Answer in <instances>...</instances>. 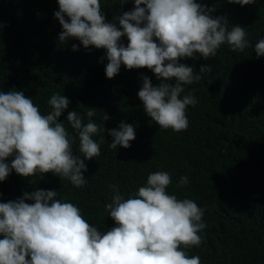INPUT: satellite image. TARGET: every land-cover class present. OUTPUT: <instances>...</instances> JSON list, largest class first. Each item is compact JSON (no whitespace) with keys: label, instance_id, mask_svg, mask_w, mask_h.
I'll list each match as a JSON object with an SVG mask.
<instances>
[{"label":"trees","instance_id":"1","mask_svg":"<svg viewBox=\"0 0 264 264\" xmlns=\"http://www.w3.org/2000/svg\"><path fill=\"white\" fill-rule=\"evenodd\" d=\"M196 2L214 8L213 18L225 17L229 30L244 27L249 43L243 52H233L225 43L215 57L196 53L179 61L194 74H200L201 66L212 71L183 86L181 97L193 95L197 103L187 108L188 128L174 132L159 128L138 97L142 77L153 86L164 82L150 69L129 70L122 64L109 79L105 49H85L75 38L58 39L63 30L54 17L58 0H0V92H23L45 115L53 94L66 96L70 103L58 121L81 159L78 132L67 121L68 113L76 111L83 124L91 120L105 128L93 136L97 142L103 136L104 143L100 156L85 160V186L76 188L51 172L21 177L12 170L0 181V203L16 201L25 192L55 190L56 199L75 204L90 224L106 232L116 226L105 209L115 194L109 185H117L127 199L146 185L150 173L165 171L172 177L170 195L205 209L206 227L198 233L202 243L186 249L189 256L198 255L201 264H264V56L255 52V44L264 39V0L243 7L228 0ZM100 3L106 22L118 28L116 18L134 8V0ZM120 43L127 46V37ZM166 82L174 85L176 80ZM90 108L95 109L91 118ZM122 122L134 126L136 138L127 149H111L108 130ZM182 176L188 183L177 187Z\"/></svg>","mask_w":264,"mask_h":264},{"label":"clouds","instance_id":"2","mask_svg":"<svg viewBox=\"0 0 264 264\" xmlns=\"http://www.w3.org/2000/svg\"><path fill=\"white\" fill-rule=\"evenodd\" d=\"M228 2L243 7L256 0ZM58 5L54 17L63 29L58 39L75 38L85 49H105L107 78H114L123 64L129 70L150 69L164 81L153 86L150 78L142 77L138 97L159 128L174 132L188 128L187 108L197 103L193 95L181 97L183 86L212 71L201 66L200 74H194L179 61L196 53L215 57L225 43L231 51L243 52L249 43L244 27L229 30L225 17L213 18L215 9L196 0H134V8L116 18L119 28L106 22L100 0H58ZM124 36L127 46L120 43ZM77 48L73 45L74 51ZM255 52L264 56V39L255 44ZM172 78L174 85L166 82ZM69 103L66 96L53 94L48 100L51 111L45 115L23 92H0V181L15 170L21 177L51 172L76 188L87 184L85 160L101 155L104 137L97 142L93 136L105 128L91 120L83 124L76 111L69 112L67 121L78 132L84 159L74 155L73 138L58 121ZM94 110L87 112L89 118ZM108 119L105 114L104 121ZM108 134L113 138L111 149H127L136 138L134 126L124 122ZM171 183L168 172L150 173L146 185L127 199L110 184L115 194L105 209L116 226L106 232L90 224L75 204L56 199L55 190L25 192L16 201L0 203V264H201L200 257L189 256L186 249L202 243L198 233L206 227L205 209L191 199L170 195ZM187 183L182 176L177 187Z\"/></svg>","mask_w":264,"mask_h":264}]
</instances>
